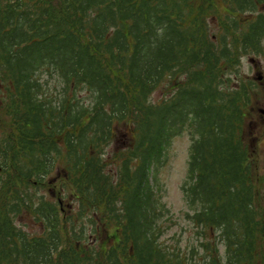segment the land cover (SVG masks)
Here are the masks:
<instances>
[{
	"label": "trees",
	"instance_id": "1",
	"mask_svg": "<svg viewBox=\"0 0 264 264\" xmlns=\"http://www.w3.org/2000/svg\"><path fill=\"white\" fill-rule=\"evenodd\" d=\"M245 57L264 0H0V264H264ZM184 129L188 253L153 186Z\"/></svg>",
	"mask_w": 264,
	"mask_h": 264
},
{
	"label": "rangeland",
	"instance_id": "2",
	"mask_svg": "<svg viewBox=\"0 0 264 264\" xmlns=\"http://www.w3.org/2000/svg\"><path fill=\"white\" fill-rule=\"evenodd\" d=\"M209 26L210 30L213 31L216 24L209 20ZM239 69L241 78L255 83L257 89L254 92L255 99H252L251 106L245 110L244 138L252 157L251 165L254 169V175L259 179L264 176V113H262V110H264V60L262 58L245 57L241 60ZM258 76L259 80L257 79ZM53 82V80L49 81L50 84ZM160 95V92H155L153 100L158 99ZM190 133V129H184L182 133L171 140L160 166L157 165L154 171L155 182L153 181V186L155 185L160 189L158 195L169 211L167 213L169 219L162 217L163 220H161L164 227L162 240L169 247H173L175 243L179 244L181 253H188V246L198 248L199 242L198 229L194 227L186 214V212L190 214L192 211L187 207L181 189L189 171ZM113 148L114 144L112 143L106 152L107 155L111 153L110 149ZM260 183L262 185L260 195L261 198H264V181L257 182V184ZM68 202L69 199L62 201L64 208L67 207L65 203ZM70 207L71 205L66 209L68 210ZM27 232L30 235L33 234L28 228ZM219 249L223 250L222 247H219Z\"/></svg>",
	"mask_w": 264,
	"mask_h": 264
}]
</instances>
